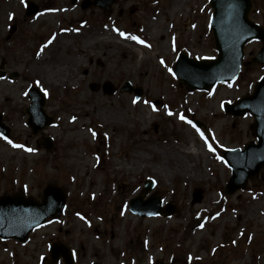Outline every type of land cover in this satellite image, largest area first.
<instances>
[{"label": "rangeland", "instance_id": "obj_1", "mask_svg": "<svg viewBox=\"0 0 264 264\" xmlns=\"http://www.w3.org/2000/svg\"><path fill=\"white\" fill-rule=\"evenodd\" d=\"M72 1L0 0V113L11 131L0 137V197L40 200L48 184L68 193L61 217L28 243L0 241V264H50L54 242L78 254L75 264H264V168L228 195L223 160L226 150L257 143L254 118L227 116L224 104L251 94L264 77V67L247 64L261 44L246 46L236 82L188 92L173 75L178 55L217 57L209 0H116L107 14ZM30 2L40 10L28 17ZM253 4L250 18L264 26V0ZM105 82L113 95L104 94ZM126 82L142 89L140 99L121 91ZM33 86L47 93L45 111L55 120L37 136L25 112ZM42 136L54 140L52 152L39 144ZM149 179L155 187L146 194ZM153 195L176 214L130 212L132 199Z\"/></svg>", "mask_w": 264, "mask_h": 264}, {"label": "water", "instance_id": "obj_2", "mask_svg": "<svg viewBox=\"0 0 264 264\" xmlns=\"http://www.w3.org/2000/svg\"><path fill=\"white\" fill-rule=\"evenodd\" d=\"M116 0H86L83 9L91 5L101 7L108 12ZM209 7L213 9L211 29L215 40V49L218 52L217 59L198 61L190 59L183 52L174 67L175 75L179 81V87H187L189 91H209L219 83L234 82L238 78L245 58V47L253 41L262 43L257 56L252 58L249 65L264 66V28L250 20L253 10L251 0H211ZM39 8L33 3L28 8V16L35 15ZM93 91H98V85H92ZM107 95L115 93V88L109 82L103 86ZM123 92H135L136 99L142 95V89H133L130 83H126ZM29 99L32 104L27 109L29 115L28 126L33 135L50 127L54 119L49 118L44 110L46 105L45 95L36 87L29 91ZM227 115L241 117L250 114L255 123L252 126L253 135L259 140L258 144H247L244 150H229L225 152L224 159L232 170V175L227 183V193L233 195L242 189L248 181L259 175L264 168V78L257 83L252 95L239 99L234 104H226ZM0 135L10 136V129L5 127L0 115ZM39 143L48 151L53 149V140L43 137ZM154 187L152 181H148L145 192L149 193ZM67 194L64 189L55 185H48L44 191L42 201L26 198L22 193L15 196L0 198V239H15L27 242L29 234L36 228L44 225L49 217L61 216L66 206ZM161 200L152 197L146 203L141 198L134 199L130 204L132 212L141 217L164 215L170 216L176 213V208L161 207ZM52 263L56 264L60 256L65 264H73L71 253L67 247L54 244L51 248Z\"/></svg>", "mask_w": 264, "mask_h": 264}, {"label": "snow or ice", "instance_id": "obj_3", "mask_svg": "<svg viewBox=\"0 0 264 264\" xmlns=\"http://www.w3.org/2000/svg\"><path fill=\"white\" fill-rule=\"evenodd\" d=\"M119 35L120 36H122V37H124L125 39H131V40H135L137 43H140V44H144L145 42L143 41V40H140L139 39V37H136V36H128V35H126L125 33H123V32H120L119 33ZM51 43V42H50ZM146 47L148 46V45H145ZM161 63H163V61H161ZM47 94V93H46ZM144 103H148L147 101H145ZM153 110L155 111L156 110V108H155V106H153ZM169 115H172V113L171 112H169ZM180 119L181 120H185V117L183 116V115H181L180 116ZM188 124H190L193 128H196V125L195 124H193L192 123V121H190V120H187L186 121ZM196 130L199 132L200 130L198 129V128H196ZM201 134V136H203V133H200ZM93 135H95V133H93ZM8 143H12L10 140L8 141ZM13 147H22L21 145H13ZM27 151H29V152H31L32 151V149H26ZM209 150H213L212 149V147H211V145H209ZM81 219H83V217H81ZM201 227H203V225H201Z\"/></svg>", "mask_w": 264, "mask_h": 264}, {"label": "bare ground", "instance_id": "obj_4", "mask_svg": "<svg viewBox=\"0 0 264 264\" xmlns=\"http://www.w3.org/2000/svg\"><path fill=\"white\" fill-rule=\"evenodd\" d=\"M96 40H97V39H93L91 43H94ZM65 80H67V78H65ZM179 170H180V171H186V170L190 171V167H189L188 165H186V164H180V165H179ZM158 171H159V170H158ZM188 171H186V172L188 173ZM160 173H161V172H160ZM161 174L164 175L165 173L163 172V173H161Z\"/></svg>", "mask_w": 264, "mask_h": 264}]
</instances>
